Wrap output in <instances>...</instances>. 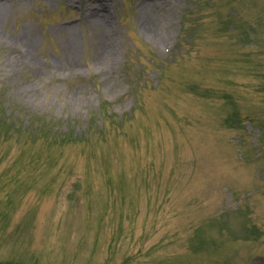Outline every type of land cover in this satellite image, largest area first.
Listing matches in <instances>:
<instances>
[{"label":"rangeland","instance_id":"1","mask_svg":"<svg viewBox=\"0 0 264 264\" xmlns=\"http://www.w3.org/2000/svg\"><path fill=\"white\" fill-rule=\"evenodd\" d=\"M1 117L0 264H264V0H0Z\"/></svg>","mask_w":264,"mask_h":264},{"label":"trees","instance_id":"2","mask_svg":"<svg viewBox=\"0 0 264 264\" xmlns=\"http://www.w3.org/2000/svg\"><path fill=\"white\" fill-rule=\"evenodd\" d=\"M4 120H5L4 117H3V118H2V117L0 118V126H3V122H4ZM10 121H11V120H9L8 125H10ZM13 126L15 127V125H13ZM13 133H14V131H13Z\"/></svg>","mask_w":264,"mask_h":264}]
</instances>
